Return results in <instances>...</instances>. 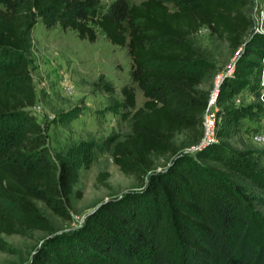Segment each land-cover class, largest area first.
Wrapping results in <instances>:
<instances>
[{
	"label": "trees",
	"instance_id": "1",
	"mask_svg": "<svg viewBox=\"0 0 264 264\" xmlns=\"http://www.w3.org/2000/svg\"><path fill=\"white\" fill-rule=\"evenodd\" d=\"M250 2L112 0L103 6L100 0H0V234H24L22 215L44 221L34 199L69 219L67 196L78 177L73 159L62 154L52 158L41 126L27 112L34 91L21 51L31 45L28 30L40 20L46 28L58 24L88 41L96 40L99 29L108 41L126 47L130 78L145 97L135 107L134 85L121 87L123 104L135 109L131 131L111 149L121 171L144 186L107 199L87 213L77 228L75 253L89 264H107L113 256L122 257V264H264V238L250 240L241 230L230 233L247 223L234 192L215 183L207 195L223 233L201 217L189 179L203 192L210 184L207 169L190 155L178 154L175 143L182 131L189 141L201 138L209 92L198 85L214 75L208 67L190 69L198 62L190 36L207 26L230 47H238L253 27ZM263 48L264 35L255 33L247 40L245 53H260ZM234 80L229 76L222 82L219 99L233 91ZM105 87L113 89L107 82ZM167 153L177 158L166 169L156 170V160ZM107 175L99 172L97 181L107 184ZM151 203L169 207L181 218L172 234L159 239L150 235ZM7 249L0 237V250ZM46 260L38 255L35 261Z\"/></svg>",
	"mask_w": 264,
	"mask_h": 264
},
{
	"label": "rangeland",
	"instance_id": "2",
	"mask_svg": "<svg viewBox=\"0 0 264 264\" xmlns=\"http://www.w3.org/2000/svg\"><path fill=\"white\" fill-rule=\"evenodd\" d=\"M112 0H100L105 6ZM139 2L140 0H130ZM249 14L251 31L242 43L232 48L209 27L201 26L190 36L198 62L190 69L208 67L214 75L199 88L213 91L229 76L234 88L217 99V126L212 142L199 149L200 142L189 141L186 131L178 132L175 143L178 154L190 155L207 170L210 182L203 192L192 183L193 195L201 207V217L217 233H223L219 218L207 199L213 184L235 193L239 214L246 224L230 233L244 231L250 240L264 238V48L260 53H245L247 40L255 33L264 35V0H251ZM261 22V24H260ZM97 38L88 41L71 29L58 24L46 28L37 20L28 30L31 45L21 51L26 60L34 91V103L27 112L39 123L45 144L54 160L56 154L73 159L78 177L66 206L70 215L64 219L53 213L41 200L34 199L43 222L22 215L26 222L24 234L0 237L7 250H0V264H38L36 256H45L43 264H89L75 253L77 228L85 215L101 202L136 192L144 186L132 174H125L113 161V143L131 131L130 116L145 99L137 82L130 78L131 57L127 48L108 41L97 30ZM249 59L239 61V58ZM254 62V64H252ZM238 70V71H237ZM113 87L109 90L105 83ZM135 87V107H126L120 92L124 84ZM220 91V87H219ZM199 151H204L199 155ZM177 154L167 153L156 160V170L166 169ZM101 171L108 173L107 184L97 181ZM150 235L154 239L172 234L178 218L171 208L162 209L151 203ZM145 220V213L141 212ZM225 235H227L225 233ZM124 259L113 256L107 264H122ZM95 264V263H92ZM101 264V263H99Z\"/></svg>",
	"mask_w": 264,
	"mask_h": 264
},
{
	"label": "built area",
	"instance_id": "3",
	"mask_svg": "<svg viewBox=\"0 0 264 264\" xmlns=\"http://www.w3.org/2000/svg\"><path fill=\"white\" fill-rule=\"evenodd\" d=\"M219 87V83L217 82L213 91L209 93L207 98V104L203 112L202 136L200 142L196 146L198 149L214 140L218 119L217 97Z\"/></svg>",
	"mask_w": 264,
	"mask_h": 264
}]
</instances>
